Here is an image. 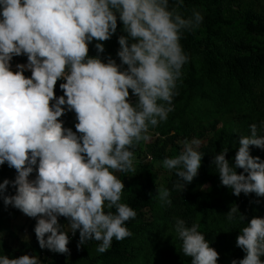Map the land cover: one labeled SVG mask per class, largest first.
I'll return each instance as SVG.
<instances>
[{"label": "clouds", "instance_id": "9594fccd", "mask_svg": "<svg viewBox=\"0 0 264 264\" xmlns=\"http://www.w3.org/2000/svg\"><path fill=\"white\" fill-rule=\"evenodd\" d=\"M183 7L184 0H0V166L15 171L14 179L0 182V200L36 221L41 250L70 256L69 233L79 232L78 250L95 240L96 251L104 253L114 238L133 235L126 222L137 211L121 202L125 184L117 173L136 171V149L175 110L190 60L181 39L204 20L195 9L185 17ZM118 24L113 58L105 55V43ZM19 57L26 62L14 65ZM69 113L75 130L65 126ZM238 137L234 163L222 149L211 164L234 196L264 198V160L250 154L251 147L264 150V120ZM178 143L177 155L159 161L177 177L171 190L156 188L161 207L173 206L172 191H185L205 156L199 138ZM224 216L246 225L235 241L244 256L231 264H264V217L249 219L236 203ZM200 227L173 217L172 230L190 264H217L220 255ZM4 235L0 232V245ZM23 239L29 241L27 235ZM0 264L42 261L35 254L3 253Z\"/></svg>", "mask_w": 264, "mask_h": 264}, {"label": "trees", "instance_id": "16d2710c", "mask_svg": "<svg viewBox=\"0 0 264 264\" xmlns=\"http://www.w3.org/2000/svg\"><path fill=\"white\" fill-rule=\"evenodd\" d=\"M262 3L264 0H184L181 9L184 16H190L195 9L201 11L204 20L195 32H186L181 39L190 60L182 70L179 94L174 97L175 110L166 123L150 130L152 139L136 149V171L117 173L125 184L121 202L137 211L136 219L126 222L133 235L123 241L114 238L106 252L98 253L99 242L87 241L78 250L79 232L75 237L69 233L70 256H66L41 250L34 227H30L31 240L20 242L26 254L39 256L42 264H190L172 230L173 217L179 216L189 226L193 222L201 225L200 231L220 255L217 264H231L232 259L243 258L244 253L235 246V241L246 225L229 223L224 214L236 203L249 219L255 215L264 217V198H257L254 193L234 196L221 185L218 170L211 161L222 149H228L226 158L234 163L238 135L248 134L250 124L264 120ZM121 27L118 24L117 34L105 43V55L115 58ZM90 55H96L94 48ZM25 62V57H19L13 64ZM56 94L62 95L58 86ZM63 119L65 126H74L73 113ZM192 137L203 141L200 150L205 153L198 176L186 185L185 191H172V207H161L156 188L163 184L171 190L177 177L163 169L159 161L177 155L182 147L178 141ZM250 154L264 160V150L251 147ZM158 169L165 173L160 181L156 178ZM14 176L15 171L7 164L0 166V182ZM204 185L208 187L202 189ZM8 191L15 194L11 187ZM256 199L259 204L250 203ZM7 211L18 210L5 208L0 200V230L2 222L8 219ZM60 222L65 224L66 220L61 217ZM4 247L3 242L0 248Z\"/></svg>", "mask_w": 264, "mask_h": 264}, {"label": "rangeland", "instance_id": "374dc122", "mask_svg": "<svg viewBox=\"0 0 264 264\" xmlns=\"http://www.w3.org/2000/svg\"><path fill=\"white\" fill-rule=\"evenodd\" d=\"M264 5V3H262ZM165 173L162 169H158L156 173V178L160 181V179L164 178ZM7 220H4L2 223V227L0 232H3L6 247L0 248V254H7L10 258H16L20 255H24V251L21 250L20 242L24 241V236L27 235L31 240L30 233L27 231L30 227H34L36 221L34 219L28 218L24 216L20 211L11 212L7 211ZM4 229V230H3ZM9 233L13 234V237L9 235ZM8 248V249H7Z\"/></svg>", "mask_w": 264, "mask_h": 264}, {"label": "crops", "instance_id": "0c3cea01", "mask_svg": "<svg viewBox=\"0 0 264 264\" xmlns=\"http://www.w3.org/2000/svg\"><path fill=\"white\" fill-rule=\"evenodd\" d=\"M27 232L30 233L29 230H28ZM7 249H8V248H7ZM21 250H22V249H21ZM24 253H25V252H24ZM25 254H26V253H25Z\"/></svg>", "mask_w": 264, "mask_h": 264}]
</instances>
